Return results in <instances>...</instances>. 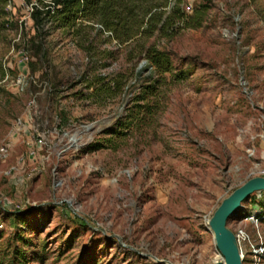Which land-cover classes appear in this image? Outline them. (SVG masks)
<instances>
[{"label": "rangeland", "instance_id": "374dc122", "mask_svg": "<svg viewBox=\"0 0 264 264\" xmlns=\"http://www.w3.org/2000/svg\"><path fill=\"white\" fill-rule=\"evenodd\" d=\"M10 1L8 13L0 7V146L9 148L0 153V200L24 206L0 204V264L222 260L209 219L264 171V0H210L201 27L157 41L186 75L166 74L147 109L111 142L109 131L144 103L143 85L158 75L107 33L91 34L97 51H114L105 60L51 24L32 40L29 5L39 0ZM183 1L188 13L201 3ZM22 71L28 85L18 92ZM103 78L122 88L92 98L87 84ZM18 119L28 134L11 135ZM27 137L44 141L34 156ZM253 212L259 226L246 218ZM228 225L264 243V191ZM249 245L244 264H255Z\"/></svg>", "mask_w": 264, "mask_h": 264}, {"label": "trees", "instance_id": "16d2710c", "mask_svg": "<svg viewBox=\"0 0 264 264\" xmlns=\"http://www.w3.org/2000/svg\"><path fill=\"white\" fill-rule=\"evenodd\" d=\"M9 0H0L1 11L8 13ZM31 3V0H26ZM33 5L31 18L34 21L36 35L51 24V29L61 30L73 39L88 56L95 54L105 60L114 55L113 50L97 51L93 47L91 34L114 39L118 45H126L129 59H145L154 74L158 75L154 83L143 85L137 109H133L120 123L121 129H111L106 142H111L115 135H121L124 130L130 129L139 118L142 110L150 105L149 99L158 90V86L166 80V74L185 76L187 71H175L174 56L167 49L159 47L157 41L169 39L186 27H201L205 20L210 0H201L192 13H188L183 0H39ZM97 24L101 25L96 26ZM1 30V29H0ZM84 33V34H83ZM41 36V35H40ZM98 54V55H97ZM176 72V73H175ZM2 77L5 71H1ZM161 77V80L159 79ZM98 84H101L98 86ZM87 88L93 91L92 98L110 96L111 90H120L122 87L117 79H102L100 83L90 82ZM104 141V142H105ZM101 146L105 144L100 143ZM256 204V203H254Z\"/></svg>", "mask_w": 264, "mask_h": 264}, {"label": "water", "instance_id": "95a60500", "mask_svg": "<svg viewBox=\"0 0 264 264\" xmlns=\"http://www.w3.org/2000/svg\"><path fill=\"white\" fill-rule=\"evenodd\" d=\"M260 191H264V176L250 178L225 197L214 211L209 219V226L214 233L216 246L224 256V261L212 264H244L236 234L228 223L243 202Z\"/></svg>", "mask_w": 264, "mask_h": 264}, {"label": "built area", "instance_id": "2783aa9c", "mask_svg": "<svg viewBox=\"0 0 264 264\" xmlns=\"http://www.w3.org/2000/svg\"><path fill=\"white\" fill-rule=\"evenodd\" d=\"M11 4L12 3L9 0L8 4H7V9L11 7ZM29 6H30L29 10H30V12H32L33 11V5L30 4ZM97 26L101 27V25H99V24H97ZM28 60H29V57L27 55H24L20 62L21 63H27ZM5 76H6V78L9 77L8 72H6ZM14 85H15L18 92H24L25 91V89L28 85V80H27V74L24 71H22L18 74L17 78L14 81ZM23 132H25V133L27 132L26 125L21 119H18L15 122V125L13 126V128L11 129V135L20 134ZM26 134H28V133H26ZM26 144L29 147V153L31 154V156H34L37 153L38 147L43 146L44 141L42 139L36 138V140H35L32 137H27ZM0 153L2 155L6 156L9 153L8 145H6V144L1 145L0 146ZM262 176H264V171H262ZM0 204H3L2 207L7 206L9 204H14V206L17 209L23 208V206H24V204L20 205L17 203H12L10 200L7 203V199L0 200ZM256 206H257V203H256ZM246 218L250 219L256 226H259L260 216H257V214L255 212L248 215ZM3 227H4V224L2 222H0V228H3ZM235 234L237 237L238 245H239L243 260L246 258V253H245L244 249H246L247 245L250 244L248 249L251 250V254H252V257L254 259V263L259 264L257 261H258L259 257H261V255L264 253L263 241L253 243L251 241V235L244 228L238 229L235 232Z\"/></svg>", "mask_w": 264, "mask_h": 264}, {"label": "bare ground", "instance_id": "6f19581e", "mask_svg": "<svg viewBox=\"0 0 264 264\" xmlns=\"http://www.w3.org/2000/svg\"><path fill=\"white\" fill-rule=\"evenodd\" d=\"M211 228V227H210ZM212 230V229H211ZM213 232V231H212ZM214 234V233H213ZM223 256V255H222ZM220 261H224V256H223V259L222 260H220Z\"/></svg>", "mask_w": 264, "mask_h": 264}]
</instances>
